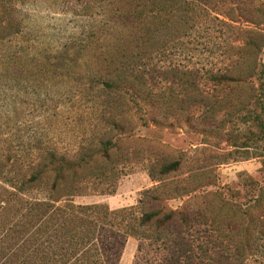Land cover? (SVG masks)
<instances>
[{
  "label": "trees",
  "instance_id": "1",
  "mask_svg": "<svg viewBox=\"0 0 264 264\" xmlns=\"http://www.w3.org/2000/svg\"><path fill=\"white\" fill-rule=\"evenodd\" d=\"M20 1L0 0V99L8 104L6 122L0 125V264H115L118 245L129 237L164 238L173 211H146L138 205L112 210L105 203L78 204L75 198L106 192L96 183L113 175L109 165L119 147L117 138L133 131L136 117L146 126H162L163 118L171 117L160 113L164 102L154 98L153 83L129 62H135L137 50L142 58L163 49L155 35L173 18L178 1L49 0L59 12L99 15L103 23L120 27V40L129 35L137 43L131 50L117 45L102 59L100 84L114 96L117 111L105 118L103 133L73 153L40 139L18 142L24 139L25 124L18 106L27 104L22 81L41 85L55 67L47 54L20 46ZM192 1L221 22L229 40L221 44L219 66L181 74L180 102L199 103V113L183 119L207 143L227 142L243 148L245 159L263 158L264 170V0ZM180 164L165 162L160 173L170 174ZM241 182L248 201L228 207L225 226L222 219L216 221L218 237L209 248L213 264H264V184L244 176Z\"/></svg>",
  "mask_w": 264,
  "mask_h": 264
},
{
  "label": "rangeland",
  "instance_id": "2",
  "mask_svg": "<svg viewBox=\"0 0 264 264\" xmlns=\"http://www.w3.org/2000/svg\"><path fill=\"white\" fill-rule=\"evenodd\" d=\"M177 1L173 18L155 35L163 41V49L142 58L137 50L135 62H129L153 83L154 98L164 102L160 113L170 115V120L162 117V126H146L134 116L133 131L117 138L119 147L109 165L114 168L113 175L96 183L106 192L75 198L78 204L105 203L112 210L138 205L146 211H173L164 238L129 237L118 245L121 250L116 251L118 258L113 257L115 264H213L209 248L218 237L216 221L222 219L225 226L228 207L248 201L241 177L264 184L263 158L245 159L243 148L227 142L207 143L203 133L188 127L183 119V115L199 113V103L180 102L181 74L204 73L219 66L221 44L229 35L199 3ZM16 14L23 33L20 46L47 54L52 59L50 65L55 66L41 85L22 81L27 104L18 106L25 121L24 139L18 138V142L32 144L40 139L73 153L80 144L103 133L105 118L117 111L114 96L100 84L102 59L114 53L117 45L131 50L137 43L129 35L120 40V27L103 23L99 15L59 12L49 0H21ZM261 58L264 61V51ZM202 101L204 106L206 101ZM7 116L8 104L0 99V125ZM174 117L182 119L177 122ZM176 160L181 162L177 170L160 173L161 164Z\"/></svg>",
  "mask_w": 264,
  "mask_h": 264
}]
</instances>
